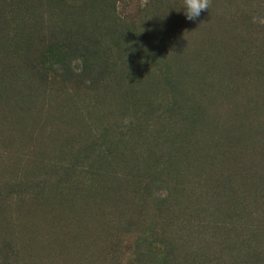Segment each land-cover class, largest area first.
<instances>
[{"label":"rangeland","instance_id":"1","mask_svg":"<svg viewBox=\"0 0 264 264\" xmlns=\"http://www.w3.org/2000/svg\"><path fill=\"white\" fill-rule=\"evenodd\" d=\"M182 5L0 0V264H264V0Z\"/></svg>","mask_w":264,"mask_h":264},{"label":"trees","instance_id":"2","mask_svg":"<svg viewBox=\"0 0 264 264\" xmlns=\"http://www.w3.org/2000/svg\"><path fill=\"white\" fill-rule=\"evenodd\" d=\"M209 20L211 21V18H209ZM210 35H215L214 30H212L208 33L209 40L211 39ZM76 36L77 37L67 35L65 38L62 39V45L60 47H62V49L67 50L68 53H74V54H78V56H81L82 60H83L82 61V69L80 70V73L77 74L72 68H70L69 65L64 66L62 68L63 76L66 78H69V79H75L76 81H80V82H82L84 80H88L90 83H94L102 77L103 72L106 71V69H107V66H105V65H107V62L102 61V59L105 58L106 53H105V51L102 52V51L97 50V48L94 46V44L92 45L91 40H85L84 38H79L78 35H76ZM222 40H223V46H225L226 40L225 41H224V39H222ZM236 49L237 48L233 47L232 45L229 46V49H228V52H230V56L234 57V60H237V58L235 56ZM94 65L97 67L96 72H95V69L93 68ZM218 97H219L218 95L216 97H214V101H218ZM245 103L249 104V102H245ZM159 182L163 183V181H159ZM147 185H148L147 187H149L148 190H150V191L154 187L153 183H150ZM169 194H171V191ZM157 203H159L160 206H163L164 203H167V199L161 197V198H159ZM228 204L229 203L226 200L224 203L222 202V204L220 205L221 207L216 208L218 218L216 221L207 222L206 223L207 227L210 226L213 229H215L217 227H223L225 230H227V228H226L227 223L226 222L223 223L222 220H225V219L221 218L222 217L221 214H223V211H224L223 208H226L228 206ZM196 222H198V221H196ZM212 225H213V227H212ZM207 227L205 226L204 228H207ZM229 228H230V226L228 225V229ZM164 255L165 256L163 258H161L155 252H149L146 255L141 253L140 258L138 260H143V261L148 260L150 262V264H167L169 258H172V252L168 251V249H166ZM258 258H259V255L256 254L255 260L251 264H256L257 263L256 260ZM249 259H251V258L249 257Z\"/></svg>","mask_w":264,"mask_h":264},{"label":"clouds","instance_id":"3","mask_svg":"<svg viewBox=\"0 0 264 264\" xmlns=\"http://www.w3.org/2000/svg\"><path fill=\"white\" fill-rule=\"evenodd\" d=\"M211 0H183L182 9L188 20H195L202 11H208Z\"/></svg>","mask_w":264,"mask_h":264}]
</instances>
